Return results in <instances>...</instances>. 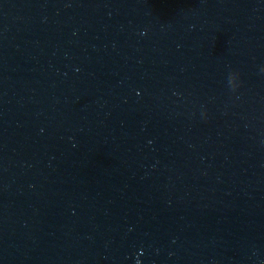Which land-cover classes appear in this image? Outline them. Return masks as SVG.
Segmentation results:
<instances>
[{"label":"water","instance_id":"obj_1","mask_svg":"<svg viewBox=\"0 0 264 264\" xmlns=\"http://www.w3.org/2000/svg\"><path fill=\"white\" fill-rule=\"evenodd\" d=\"M0 264H264V0H0Z\"/></svg>","mask_w":264,"mask_h":264}]
</instances>
